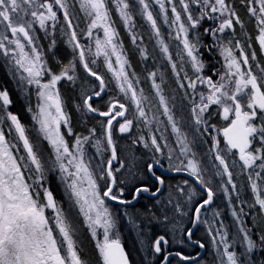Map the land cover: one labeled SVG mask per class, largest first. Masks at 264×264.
<instances>
[{"label": "snow or ice", "instance_id": "obj_1", "mask_svg": "<svg viewBox=\"0 0 264 264\" xmlns=\"http://www.w3.org/2000/svg\"><path fill=\"white\" fill-rule=\"evenodd\" d=\"M154 3L160 21L149 0L135 4L79 0L88 23L78 32L70 12L74 5L68 0H0V56L11 62L14 75L19 73L17 84L25 96L34 87L37 97L35 110L28 107L34 123L26 125L7 110L13 101L6 88L0 89V264H90L81 254L82 226L94 238L102 264H132L120 238V213L109 202L129 205L143 193L155 197L153 206L160 210L159 215L145 213L148 224L155 222L163 229L155 235H149L151 228L139 229L141 243L150 249L149 264H173V258L175 264H202L183 250H170L173 244L191 246L189 242L206 247L201 239H193L194 229L202 224L207 225L214 248V264H256L253 254L264 252V230L257 237L245 221L247 205L256 210L254 222L264 224V64L252 46L255 40L264 52V0H239L248 21L242 18L237 0H179V9L176 0ZM113 8L140 58L147 63L155 62L156 52L162 57L160 66L146 69L150 94L132 67ZM137 15L147 22L149 39L155 38L152 52L136 31ZM248 22H254L255 35L246 30ZM161 23L170 29L171 44ZM58 25L72 49L66 64L55 52ZM37 28L50 38L49 51L58 68L49 63V53L38 43ZM204 36L211 38L207 45ZM205 47L222 57L220 67L203 58ZM101 57L123 101L108 96L98 65ZM164 62L176 86L172 95L166 94L170 81ZM80 65L94 84L79 78ZM62 81L72 91L79 85V100L73 106L81 123L92 115L103 118L88 128L87 135L74 130ZM214 115L220 118L219 125L211 122ZM134 123L141 134L118 151L114 131L131 136ZM140 124L148 129L147 136ZM169 133L174 137L171 142ZM8 134H14L13 139ZM205 137L212 141L210 155L196 150ZM139 144L152 153L144 170L132 150ZM89 145L98 154L95 167ZM161 158L167 159L169 170L187 172L193 179L173 183L157 174V165L163 167ZM53 174L63 186L64 201L50 186ZM242 190L250 191V200ZM218 195L230 206L235 232L213 207ZM234 200L240 201L239 208ZM124 215L135 223L127 210Z\"/></svg>", "mask_w": 264, "mask_h": 264}, {"label": "trees", "instance_id": "obj_2", "mask_svg": "<svg viewBox=\"0 0 264 264\" xmlns=\"http://www.w3.org/2000/svg\"><path fill=\"white\" fill-rule=\"evenodd\" d=\"M132 2L135 4L134 0H132ZM238 3H239V0H238ZM70 4H72V3L70 2ZM239 10H240L239 12H240L242 18H244L246 21H248V16L245 12V9L240 6V3H239ZM70 12L72 14L73 23L75 24L77 31L80 32L81 30L85 29L86 25H87V22L85 20L86 18L85 17L84 18L79 17V19H77L76 15H79V12L75 9V7L70 8ZM136 19H137L136 30L138 33H140L144 36L143 43L146 44L149 51L152 52L154 47H156L155 46V38L153 37L152 39H149L150 30H149L147 22L145 20H143L139 15H137ZM116 22H117L116 26H118L120 35L123 38V43H124V46L126 48V51L129 54V59L132 61V67H134L136 69L137 73L141 76V85L144 87L146 93L150 94V91H151L150 90V84H148V80L145 79L146 74H147L146 69H152L154 66L155 67L160 66L162 57L160 56L159 52H156L155 53V55H156L155 62H153L151 59H149V61L147 63H145L140 58V54L136 50V47L131 43V38H130V36H127V32L125 30V27L121 24V21L119 19H117ZM63 24H64V21H63L62 15H61L60 25H63ZM60 25H58V29H57V33H56V37H55V39H56L55 52H56V56L66 64L72 58V49L70 48V46L66 42L67 37L60 32ZM247 30L249 32H252L253 35H255L254 25H247ZM37 31L40 33V39H39L38 43L43 45V48H44L46 53H49V55H48L49 63L54 67V69L58 68V66L55 63H53V59H52V56H51L50 51H49L50 38L43 34V30L37 28ZM240 36L242 37V35H240ZM84 42L85 41L82 39V43H84ZM139 43H141V42L137 41V44H139ZM253 43H254V46L256 48V52H257V55L259 57V60L261 61V63L264 64V56H263L262 52H260V49L257 45V42L253 41ZM98 65H99L101 74L104 75L105 81L108 85V96H113V97L119 98L123 101L124 98L121 96L117 97V94L112 90L113 80H111V78H110L109 74L107 73L106 69L104 68V65L102 64V62L100 61V64H98ZM163 66L165 69L168 70L167 75H168L169 81H170V83L168 85H166V92L168 95H172L173 94L172 89L176 88L174 78L172 77V73H171L170 68L166 62H164ZM77 72H78V76L81 80H89V83H93V84L95 83L94 78L89 79L88 74L83 70L82 65L78 66ZM5 88L8 90L9 95L13 101L11 105L7 106L8 111H11V112L19 115L21 118V121L23 123H25L26 125H32L34 122L31 118V113L28 111L29 105H27V101H26L25 97L23 96L21 89L14 83V80L12 79V76L9 73L8 68L5 66V63L0 61V89H5ZM61 91H62V94H64L66 96L68 109L72 112L74 130L78 133H83V134L87 135L88 128L91 126H96L97 120H102L103 118L92 115V116L85 117V119L87 121L86 124L81 123V117L76 112V110L73 106L74 103L78 102V100H79V98H78L79 85L77 84L76 90L72 91V86L70 84H65L62 81L61 82ZM176 94L178 96H182L183 92H182V90H176ZM105 98H107V96ZM178 109H179V104H178ZM185 109H187V102H185ZM129 113H131V112H129ZM184 115L187 117V115H188L187 111L184 112ZM100 132H101V130L98 127V133L97 134L100 135ZM168 135H169V140L171 142L173 140V136L171 134H168ZM132 137H133V132H132L131 136L129 134H124L123 136H121L120 134H118L114 131V138H116L118 141V151H119V147L121 145H124V144L130 145ZM196 150L198 153H200L202 155L205 153H208V145L206 143V140L198 141L197 145H196ZM208 155H209V153H208ZM104 156H105V159L108 158L107 153H104ZM161 159L164 162L166 161V159H164V158H161ZM205 160L207 161V156H205ZM96 163H97V161L93 160V166L94 167H95ZM146 163L147 162L145 161L144 166H143V170L146 168ZM242 179H243L242 177L238 178V180H242ZM49 181H50V186H51L56 198L59 201H64L65 196L63 193V186H62V184H60L58 177L55 174H53L49 177ZM242 191H245V197L244 198L250 200L251 199L250 191H247V190H242ZM214 203H215L214 206L216 208H218L222 213L224 212V210L229 208V205L223 196L218 195V197L215 198ZM112 208L114 211H117L116 210V203L112 204ZM154 212H156L157 215L160 214L159 209H157V211H154ZM135 213L140 214L138 212V210H136ZM73 215H75V212H73ZM144 215L142 217H145L147 219V216H144ZM119 221H120V219H119ZM119 227L122 229V230H119L120 231V238L125 243V248L129 253V259L132 261V264H149L146 260L142 259V256L144 254V250L141 247V243H140L139 238L136 236L135 229L133 228L132 223H128L126 221L125 228L123 226L121 227L120 223H119ZM234 228L236 231V225ZM161 232H163V230H161ZM154 234H155V232H154ZM80 241L82 242V247H81L82 256L85 259L89 260L90 264H102V260L99 256L98 249L95 247V240H94V238L91 237L90 232L84 226L81 227ZM181 249L188 255L191 251L187 247L186 248L182 247ZM201 262L203 264H212L209 259H206L204 261L202 260ZM255 262H256V264H264V252L260 253V255L258 254V256L255 259ZM173 264H175V259H173Z\"/></svg>", "mask_w": 264, "mask_h": 264}, {"label": "flooded vegetation", "instance_id": "obj_3", "mask_svg": "<svg viewBox=\"0 0 264 264\" xmlns=\"http://www.w3.org/2000/svg\"><path fill=\"white\" fill-rule=\"evenodd\" d=\"M176 4H177V7L179 8L180 7L179 0H176ZM237 8L239 10L238 0H237ZM206 23L207 22H205V26H206ZM247 25H254V22H248ZM202 31H203V29H201V32ZM238 34L243 36L242 33H239V29H238ZM203 40H204L205 45H207L208 43L211 42V38L208 37V36H204L203 37ZM166 41H167V39H166ZM170 44H171V42H170ZM257 45H258V43H257ZM252 46L255 47L254 46V43H253ZM172 50L175 53V49L173 48ZM201 52L203 53V58L206 61L211 62V64L214 65V66H216V67H220V65L222 64V61H221V58H220V56L218 54H216V53H209L207 51V48L206 47L205 48H201ZM260 52H262V51L260 50ZM262 54H263V52H262ZM263 56H264V54H263ZM257 60L261 63V61L259 60L258 55H257ZM261 64H263V63H261ZM253 67L255 69V63H253ZM189 74L191 75V70H189ZM214 79H216V77H214ZM148 84H150V81L149 80H148ZM166 94H167V92H166ZM129 112L132 113L130 107H129ZM177 114L179 115V111H178ZM211 122L212 123H216L218 125L221 123L220 118L217 117V116H215V115H214L213 120ZM139 126L140 127H143V124H140ZM134 131H135V126L133 127V132ZM211 131L213 132V134L215 133V130L214 129H212ZM169 134H171V133H169ZM173 139H174V137H173ZM204 140H206V143H207L208 149H209V147L211 146V143H212L211 139L208 138V137H205ZM132 150H134L136 152L137 156L141 158L138 161V163H139V167L141 168V170H143L144 162L145 161L146 162H150L151 161V158H152L151 151L149 149L143 148V146L140 145V144L134 146V148ZM209 155H210V153H209ZM205 163H207L206 160H205ZM161 164L163 165V168H164L165 171L167 170L168 172L176 173V174H174V175H165L161 171L160 168L156 167L157 174H163L166 177V179L172 181L173 183H178V182H180L183 179H193V178H191L189 176V174L187 172H179V173H177V172H174V171L169 170L168 169V161H167V159H166L165 162L161 159ZM130 187H131V185H129V188ZM126 195H127V193H126ZM155 199L156 198L155 197H152L150 193H143L142 196L139 198V200L135 203V205H120L117 202H112V201H110L109 203H110V206L111 207H112V204L116 203V210L120 213V221H119L120 226L121 227L123 226L125 228L126 221L128 223H130L128 216L124 215L125 210H127L128 213L131 210H133L134 212H136V210H138V212L140 213L138 215H140V216H143L148 211H157V209H159V206H155V207L153 206ZM233 202L239 208L240 201L235 200ZM213 207H215V206L213 205ZM245 212L247 213V215L245 216V221H246L247 227L253 233H255V236L258 237L261 234V231L264 230V224L260 223L259 220H257V221L254 222L253 217L256 215V210L255 209L249 210L247 208V205H245ZM221 215H222V218H223L225 224L230 227L229 228V231L230 232H235V228L234 227L236 225V222H235L234 218L232 217L230 206H229V208H227L226 210H224L223 213L221 212ZM144 216H146V215H144ZM150 226H153V233H152V235L162 233L161 230H163V229L157 223L156 224L154 223L153 225H150ZM154 227H158V228H156V230H154ZM119 230H122V229L119 227ZM154 232H155V234H154ZM193 239L194 240L195 239H201L205 243V245H206V252L202 256L201 259H198V261H202V260L204 261L206 259H209L210 262L213 264V262H212V255H213V253H212V250H211V246H209V243H208V241L210 240V236L207 234V225H203V224L202 225H199L198 228L196 229V231L194 232ZM121 242L124 244V247H125V243H124V241H122V239H121ZM189 243L191 244V246H188V245H185L184 246V245H180V244L177 246V244H173L170 250L173 251V252H175V251L182 250L181 249L182 247H184V248L187 247L189 250H191L190 253H189V255H191V256H196V255H198V254L201 253L202 248H200L198 245H196L194 243H191V242H189ZM125 250H126V248H125ZM149 252L146 253L145 250H144V254L142 256V259L146 260L148 263H149V260H150ZM260 253H262V252L260 250H257L253 254V260L254 261H255L256 257L258 256V254L260 255ZM158 259H159V256H157V260ZM153 264H156V262H153Z\"/></svg>", "mask_w": 264, "mask_h": 264}, {"label": "rangeland", "instance_id": "obj_4", "mask_svg": "<svg viewBox=\"0 0 264 264\" xmlns=\"http://www.w3.org/2000/svg\"><path fill=\"white\" fill-rule=\"evenodd\" d=\"M135 1V0H134ZM68 2L70 3H72L73 5H74V7H75V9L79 12V15H76V17H77V19H79V17L80 18H86L85 20H86V22L88 23V20H87V17L84 15V13L79 9V0H68ZM149 3H150V6L152 7V9H153V12H154V14H156L157 15V19H158V21H160L162 18H161V16L159 15V8H158V5H155V3H154V0H149ZM179 9V8H178ZM172 15V13H171V10L169 9V16H171ZM112 16H113V19H114V21H115V26H116V21H117V19H119V16H118V13L114 10V8H113V11H112ZM120 20V19H119ZM79 22V21H78ZM80 24V23H79ZM122 24V23H121ZM123 25V24H122ZM87 26V25H86ZM124 26V25H123ZM117 28H118V26H116ZM119 29V28H118ZM125 30H126V32H127V29L125 28ZM137 31V30H136ZM161 31H162V33H163V35H164V38H166L167 39V41L170 43H172V41L169 39V36H168V33H169V31H170V29H168V27H167V25H164V24H162L161 23ZM101 36L103 35V33H102V31H101ZM121 36V35H120ZM127 36H130V34L127 32ZM165 39V40H166ZM126 49V48H125ZM263 54H264V52H263ZM221 58V61L223 62V60H222V57H220ZM0 61H2L3 63H5V66L8 68V71H9V73L11 74V76H12V79L14 80V83L18 86V84H17V77L19 76V73H15V75H14V68H13V66L11 65V62L10 61H8V60H6L3 56H0ZM100 61L102 62L103 61V57H101L100 58V60L98 61V64H100ZM102 64H103V62H102ZM104 68L106 69V67L104 66ZM106 71H107V69H106ZM107 73L109 74V76H110V78H111V80H113L112 79V77H111V74L107 71ZM19 87V86H18ZM20 88V87H19ZM21 89V88H20ZM112 90L117 94V97H122V95L119 93V91H118V89L116 88V86H115V82H114V80H113V86H112ZM21 92H22V94H23V96L25 97V99H26V101H27V105H29V107L31 106L34 110H35V105L37 104V97H36V91H35V88L33 87L32 89H31V95L30 96H28V97H26L25 96V94H24V92L21 90ZM130 108H131V111H133V109H132V107L130 106ZM8 110V109H7ZM0 115H2V111H0ZM31 118H32V113H31ZM9 125H8V122H6L5 123V127L7 128ZM134 126H135V131L133 132V137H135V136H138V135H140L141 133H139V132H137L136 131V124L134 123ZM140 127V126H139ZM140 128H142L143 129V135H145V136H147L148 135V129L147 128H144V126L143 127H140ZM9 135V139L11 140V139H13V135L14 134H8ZM140 145H142V144H140ZM143 146V145H142ZM87 147V151H88V153H89V155L90 156H92L93 157V160L95 161H97V153H96V151H95V148L94 147H92L91 145H89V146H86ZM92 153V154H91ZM95 155V156H94ZM94 167V166H93ZM48 213H49V215L51 214V210L49 209L48 210ZM129 214H131L133 217H134V219H135V223H132V226H133V228L135 229V233H136V236L139 238V240H140V243H141V239H142V237H141V235L139 234V229H143L145 232L148 230V228H151V233L149 234V235H152V233H153V226H150V225H153L155 222H153L152 224H148V222H147V220H146V218H144V217H142V216H140V215H138V213H135L133 210H131V211H129ZM210 214V213H209ZM156 224V223H155ZM156 228H158V227H154V230H156ZM208 243H209V246H211V250H212V253H213V255H212V262H213V264H214V262H215V256H214V248H213V245H212V243H211V239L208 241ZM179 244H177V246H178ZM141 246H142V248L145 250V252L146 253H148L149 251H150V249L147 247V245H146V242H145V244H142L141 243ZM185 246V245H184ZM203 264V263H202Z\"/></svg>", "mask_w": 264, "mask_h": 264}, {"label": "water", "instance_id": "obj_5", "mask_svg": "<svg viewBox=\"0 0 264 264\" xmlns=\"http://www.w3.org/2000/svg\"><path fill=\"white\" fill-rule=\"evenodd\" d=\"M157 167L160 168L161 171H162L165 175H174V174H176V173L168 172L167 170L165 171L164 168L161 167L160 165H157ZM138 200H139V198L133 200L132 203L129 204V205H135V203H136ZM197 228H198V227H197ZM197 228H196V229H197ZM196 229H194V232L196 231ZM122 244H123V243H122ZM123 245H124V244H123ZM124 248H125V247H124ZM126 251H127V250H126ZM205 252H206V247L202 248V251H201L200 254H198V255H196V256H193V257H195L197 260H198V259H201L202 256L205 254Z\"/></svg>", "mask_w": 264, "mask_h": 264}]
</instances>
